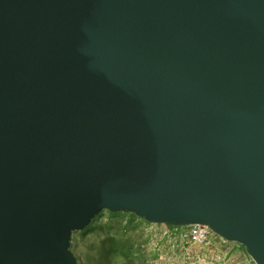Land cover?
Here are the masks:
<instances>
[{
	"label": "water",
	"instance_id": "1",
	"mask_svg": "<svg viewBox=\"0 0 264 264\" xmlns=\"http://www.w3.org/2000/svg\"><path fill=\"white\" fill-rule=\"evenodd\" d=\"M104 211L264 264V0H0V264Z\"/></svg>",
	"mask_w": 264,
	"mask_h": 264
},
{
	"label": "built area",
	"instance_id": "2",
	"mask_svg": "<svg viewBox=\"0 0 264 264\" xmlns=\"http://www.w3.org/2000/svg\"><path fill=\"white\" fill-rule=\"evenodd\" d=\"M143 220V219H141ZM134 221L140 238L135 249L144 259L137 264H253L243 246L217 235L208 225L171 226Z\"/></svg>",
	"mask_w": 264,
	"mask_h": 264
},
{
	"label": "trees",
	"instance_id": "3",
	"mask_svg": "<svg viewBox=\"0 0 264 264\" xmlns=\"http://www.w3.org/2000/svg\"><path fill=\"white\" fill-rule=\"evenodd\" d=\"M128 216L136 218L133 214H128ZM126 217L116 218L114 223L116 231L109 232L100 242L98 247L100 264H137L144 259L137 254L135 249V243L140 238L137 226L134 221L125 222Z\"/></svg>",
	"mask_w": 264,
	"mask_h": 264
},
{
	"label": "rangeland",
	"instance_id": "4",
	"mask_svg": "<svg viewBox=\"0 0 264 264\" xmlns=\"http://www.w3.org/2000/svg\"><path fill=\"white\" fill-rule=\"evenodd\" d=\"M118 216L124 217L128 214L104 211L85 230L72 234L71 250L77 256L79 264H100L99 244L109 232L116 231L114 223ZM142 222L144 221L141 220V224Z\"/></svg>",
	"mask_w": 264,
	"mask_h": 264
},
{
	"label": "crops",
	"instance_id": "5",
	"mask_svg": "<svg viewBox=\"0 0 264 264\" xmlns=\"http://www.w3.org/2000/svg\"><path fill=\"white\" fill-rule=\"evenodd\" d=\"M116 218H120V219H121V218H124V217H123V216H122V217H121V216H118V217H116ZM116 218H115V219H116Z\"/></svg>",
	"mask_w": 264,
	"mask_h": 264
}]
</instances>
